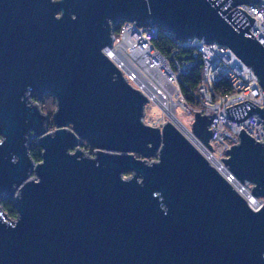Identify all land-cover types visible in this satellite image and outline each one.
<instances>
[{"label": "water", "instance_id": "95a60500", "mask_svg": "<svg viewBox=\"0 0 264 264\" xmlns=\"http://www.w3.org/2000/svg\"><path fill=\"white\" fill-rule=\"evenodd\" d=\"M257 2L0 0V200L18 214L0 205V264H264V143L242 130L212 163L211 114L195 111L191 130L176 109L147 124L149 96L109 55L121 22L155 25L229 46L264 89V46L237 8ZM47 93L50 133L29 103ZM227 110L237 121L256 110L264 123L248 100Z\"/></svg>", "mask_w": 264, "mask_h": 264}, {"label": "built area", "instance_id": "2783aa9c", "mask_svg": "<svg viewBox=\"0 0 264 264\" xmlns=\"http://www.w3.org/2000/svg\"><path fill=\"white\" fill-rule=\"evenodd\" d=\"M237 8L254 18L249 31L264 46V0L252 4H242ZM159 32L160 28L155 25L140 27L136 23L124 22L119 33H115L114 48L109 49V53L113 54L114 60L124 71L127 80L147 93L150 103L159 104L160 94L156 93L152 96L147 87L152 82V79L149 78L151 76H143L140 73V68L149 75L154 74L164 87L173 90L172 99L176 105H182L185 110H188L184 105V97L179 84L181 77L187 75L195 67L200 53L203 57V73L202 84L196 97L203 107L201 111L211 114L212 156L223 162V159L229 156L228 152L232 148L231 145L240 143L239 135L242 130L258 142L264 143V123L256 110H251L248 117L240 121L230 118L227 110L228 107L247 100L260 108H264V89L261 87L254 70L246 65L227 45L207 44L204 39L198 37L177 40L174 34L167 31L178 42V47L197 51L194 54V60L179 63L175 59L176 50L169 57L160 53L153 46ZM116 52L123 56L126 61L121 58V64H119V59L114 56ZM220 61L231 62V70H218V62ZM221 81H224L227 87L223 93H218L215 87ZM175 97L177 100L174 99ZM163 100L166 101L167 99ZM147 108L148 104L146 111ZM228 179L234 181L235 178L229 176ZM247 188L250 190L251 187L247 186Z\"/></svg>", "mask_w": 264, "mask_h": 264}, {"label": "trees", "instance_id": "16d2710c", "mask_svg": "<svg viewBox=\"0 0 264 264\" xmlns=\"http://www.w3.org/2000/svg\"><path fill=\"white\" fill-rule=\"evenodd\" d=\"M123 24L124 22H121L120 25L116 27L115 30L116 34L119 33V28ZM153 46L160 53L169 57L176 50L177 54L175 55V59L179 63L190 62L194 60V54L197 53V51L194 49L178 47V42L175 40V38L170 36V34L164 28H160L158 38L156 41L153 42ZM202 73H203V57L199 53L195 67L187 75L181 77V82L179 84V88L184 97V102L187 105L188 103L201 104L200 100L196 97V95H198L199 89L202 84ZM226 87H227L226 83L224 81H221L219 84L216 85L215 90L218 93H223ZM30 100L33 102H38L41 105L42 109L46 112H49L50 114L52 113L51 112L52 110H48L47 108L48 102L50 101L52 105L57 107L56 99L54 95L50 93L45 94L41 99L37 95H33ZM49 128L52 129L56 128V124L54 120H52V122L50 121ZM82 149L85 150V152H87L88 150L93 149V147L87 141H84L82 144ZM74 151L75 149L72 150V152ZM42 152L43 149L38 145L37 141L32 140L30 143L29 154L35 162L38 163L42 161L41 158ZM91 154L93 153L91 152ZM129 175L130 173H127L126 176ZM0 205L2 206V208L10 218L14 219L17 217L18 215L17 210L12 200H9L8 198H3L2 200H0Z\"/></svg>", "mask_w": 264, "mask_h": 264}, {"label": "rangeland", "instance_id": "374dc122", "mask_svg": "<svg viewBox=\"0 0 264 264\" xmlns=\"http://www.w3.org/2000/svg\"><path fill=\"white\" fill-rule=\"evenodd\" d=\"M56 16L57 17H61V14L57 13ZM121 58H123V56H119V58H118L119 61L121 60ZM124 60L126 61V59H124ZM114 63L119 67L118 62L116 60H114ZM140 73H142V75L146 76V77L147 76L149 77L150 75H153L155 77L154 74H150L149 75L145 70H143L141 68H140ZM149 78H151V77H149ZM168 90L171 91L170 89H168ZM160 91H162V90H160ZM163 96H164L163 99H167L166 95H163ZM163 99H161V100H163ZM174 99L177 100V97H175ZM29 103L33 104L35 102H32V101L29 100ZM36 103H38V102H36ZM160 103H162V102L160 101ZM38 105L42 109V107H41V105L39 103H38ZM184 105L186 106V108H188V110H185V108L182 105H178L177 108H176L175 113H176L177 118L189 130H191V124H192V121H193L194 112L201 110L203 107H202L201 104L188 103V105H187L185 102H184ZM47 108H48V110H52L51 114L49 112L44 111L43 109H42V111H43V113L48 114V116H49L48 122L50 123V121L52 122V120H53V115H54L57 107L52 105L51 102L49 101L48 104H47ZM168 119L169 118H168L167 114L165 113L164 109L159 104H154V103H149L148 104V108H147L146 115H145V118H144V120H145V122L147 124H150V125H153V126H162V124L165 123ZM54 130H55V128L54 129L49 128L48 132L50 133V132H53ZM234 145H237V144H234ZM234 145H231V146L233 147ZM84 152H85V150H84ZM91 152L94 154L95 153V149L93 148L91 150H88L87 152L84 153V155L85 156L93 155V154H91ZM137 157L139 158L140 156L138 155ZM226 158H228V156ZM142 159H144V158H142ZM146 161L149 164H152L153 162L157 161V156L152 157L150 159H146ZM219 163L222 164L221 162H219ZM249 186L251 187V185H249ZM258 201H259V199H258Z\"/></svg>", "mask_w": 264, "mask_h": 264}, {"label": "bare ground", "instance_id": "6f19581e", "mask_svg": "<svg viewBox=\"0 0 264 264\" xmlns=\"http://www.w3.org/2000/svg\"><path fill=\"white\" fill-rule=\"evenodd\" d=\"M114 48V46L112 47V48H110V50H112ZM109 55H110V57H111V59H115L114 57H113V54H110L109 53ZM114 56L118 59L119 58V56H120V54L118 53V52H116V53H114ZM124 58V57H123ZM125 59V58H124ZM119 64H121V62L119 61ZM123 65H126V64H124L123 63ZM140 67H141V65H140ZM120 68V67H119ZM121 69V68H120ZM122 70V69H121ZM218 70H231V62H229V61H220V62H218ZM123 71V70H122ZM124 72V71H123ZM125 74V73H124ZM151 76V78H152V82L154 83H150L147 87H148V90H149V93L152 95V96H154V94H156V93H159L160 94V98L161 99H163V95H166V98H167V100L166 101H163V100H161L160 99V101L163 103H160V101H159V105L163 108V109H165L164 111H166L165 113H167V112H169V111H173V109H176V107L174 106L175 105V101H173V97H172V95H173V90L172 91H169L168 89H166L162 84H161V82L158 80V78L156 79V77H154L153 75H150ZM162 90V91H160V90ZM174 114H175V116H176V113L174 112ZM177 117V116H176ZM183 124V123H182ZM185 126V125H184ZM185 133H186V131H185ZM211 161H212V163H214V164H217L218 165V163L220 162V161H218L217 159H215L214 157H211ZM222 163V162H221ZM220 165V164H219ZM237 187H238V189H240V190H242V189H244V191H243V193H246V192H249V189L246 187V186H243V185H241V184H238L237 185ZM248 194V193H247ZM257 202V205H255L256 207H258V206H260V204H261V201H256ZM254 204H256L255 202H254Z\"/></svg>", "mask_w": 264, "mask_h": 264}]
</instances>
